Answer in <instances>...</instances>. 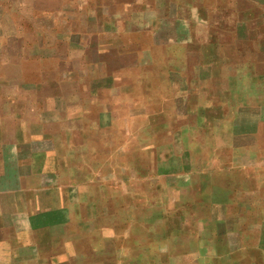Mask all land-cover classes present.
<instances>
[{
  "label": "crops",
  "instance_id": "0c3cea01",
  "mask_svg": "<svg viewBox=\"0 0 264 264\" xmlns=\"http://www.w3.org/2000/svg\"><path fill=\"white\" fill-rule=\"evenodd\" d=\"M0 264H264V0H0Z\"/></svg>",
  "mask_w": 264,
  "mask_h": 264
}]
</instances>
